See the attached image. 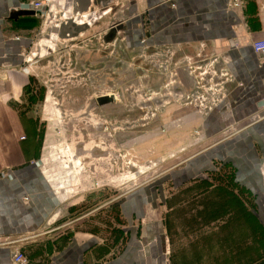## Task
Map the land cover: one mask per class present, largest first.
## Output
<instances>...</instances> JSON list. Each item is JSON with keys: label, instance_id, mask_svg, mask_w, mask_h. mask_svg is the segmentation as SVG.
Instances as JSON below:
<instances>
[{"label": "rangeland", "instance_id": "374dc122", "mask_svg": "<svg viewBox=\"0 0 264 264\" xmlns=\"http://www.w3.org/2000/svg\"><path fill=\"white\" fill-rule=\"evenodd\" d=\"M136 1L98 6V15H107L69 41L45 32L27 55L23 67L33 70V85L21 109L40 141L42 172L70 202L98 196L77 211H95L87 225L100 229L108 244L117 224H125L120 211L108 212L110 203L162 182L167 264H264L257 191L236 183L223 163L184 173L187 161L206 148L202 126L192 137L168 135L180 114L202 119L223 100L221 53L204 43L177 54L158 47L149 52L132 48L124 33L114 43L103 39L128 22V4ZM60 4L52 0L43 11V27L62 17ZM69 16L78 26L89 17ZM134 27L142 31V24ZM182 117L175 129L185 127Z\"/></svg>", "mask_w": 264, "mask_h": 264}, {"label": "crops", "instance_id": "0c3cea01", "mask_svg": "<svg viewBox=\"0 0 264 264\" xmlns=\"http://www.w3.org/2000/svg\"><path fill=\"white\" fill-rule=\"evenodd\" d=\"M38 1L0 0V264H14L17 252L29 264H167L162 182L110 203L108 212L120 211L125 224H117L108 244L101 240L100 229L87 225L95 211H77L97 195L70 202L53 177L42 172L40 141L32 125L24 123L21 109L33 85V70H25V59L41 35H55L53 24L41 25L33 8ZM59 1L62 11L76 14L78 2L74 7ZM107 3L112 0L101 5ZM134 3L128 4V22L111 27L103 39L114 43L118 33H124L132 48L141 45L149 52L158 47L177 54L183 47L204 43L221 53L220 68L227 77L223 100L202 119L193 112L180 114L173 125L183 116L185 127H173L168 135L192 137L202 126L206 148L187 161L184 173H200L215 163L227 165L236 183L257 191L259 218H264V60L252 49L253 41L264 39V0ZM20 11L35 14L15 16ZM135 24H142V31ZM69 33L67 27L62 31L66 37ZM66 40L71 39H61ZM149 213L157 219L150 220Z\"/></svg>", "mask_w": 264, "mask_h": 264}, {"label": "built area", "instance_id": "2783aa9c", "mask_svg": "<svg viewBox=\"0 0 264 264\" xmlns=\"http://www.w3.org/2000/svg\"><path fill=\"white\" fill-rule=\"evenodd\" d=\"M52 0H41L38 2H35L33 4V8L35 12L39 13V18L42 19V16H44L43 11L50 7ZM236 3H238V0H235ZM98 6H92L86 14L89 15L88 18H85V20L82 22L81 17H83L86 14L77 15V17L80 18V21L83 23L82 26L91 27L93 26L94 22L97 20L96 18L107 15V12H103L102 15H98L99 11H96ZM52 8V7H50ZM95 8V9H94ZM55 15V14H54ZM74 20L76 21V18H71L67 13L62 12V17L58 19V21L53 23L54 27H59L61 23L58 22H66L67 20ZM56 20V19H55ZM77 25V24H76ZM58 39V38H57ZM252 49L255 52L257 56H259L261 59L264 60V39L256 40L252 42ZM30 60L25 59V62H29ZM22 140H25V138H21ZM6 175V174H5ZM13 262L14 264H29V260L22 252H17L13 256Z\"/></svg>", "mask_w": 264, "mask_h": 264}, {"label": "water", "instance_id": "95a60500", "mask_svg": "<svg viewBox=\"0 0 264 264\" xmlns=\"http://www.w3.org/2000/svg\"><path fill=\"white\" fill-rule=\"evenodd\" d=\"M107 0H66L67 6L73 5L76 7V3L78 2L79 5L77 6L76 15H81L86 13L93 5L94 6H102V2H106ZM34 12H28V11H20L15 14L16 15H34ZM69 28L71 30V33L66 37L64 34H62V31L64 28ZM87 30V26H78L75 24L74 20L70 19L61 24L59 27H55L53 29V33L58 36L61 39H73L80 34L84 33Z\"/></svg>", "mask_w": 264, "mask_h": 264}]
</instances>
